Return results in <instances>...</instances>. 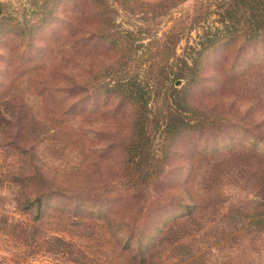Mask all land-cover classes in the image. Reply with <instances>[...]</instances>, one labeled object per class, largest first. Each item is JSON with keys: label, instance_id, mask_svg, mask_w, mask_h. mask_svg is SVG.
I'll use <instances>...</instances> for the list:
<instances>
[{"label": "rangeland", "instance_id": "rangeland-1", "mask_svg": "<svg viewBox=\"0 0 264 264\" xmlns=\"http://www.w3.org/2000/svg\"><path fill=\"white\" fill-rule=\"evenodd\" d=\"M160 1L109 0L114 28L132 34L141 67L131 69L143 81L150 61H176L160 51L175 18L195 3L164 13ZM0 8V264H130L106 224L129 218L126 196L111 197L126 194L122 153L108 146L130 132V108L115 112L116 97L66 101L55 91L84 81L120 49L96 37L101 26L89 0H0ZM187 32L176 54L195 42L197 30ZM92 33L96 45L85 46L81 36ZM200 73L190 94L196 129L175 136L152 185L144 229L184 220L188 205L198 213L185 239L162 246L155 264H264V36L218 47ZM78 100L97 104L95 112L63 115ZM52 119L61 131H53ZM29 165L44 173L34 185L17 177ZM30 192L47 193L26 208Z\"/></svg>", "mask_w": 264, "mask_h": 264}, {"label": "trees", "instance_id": "trees-1", "mask_svg": "<svg viewBox=\"0 0 264 264\" xmlns=\"http://www.w3.org/2000/svg\"><path fill=\"white\" fill-rule=\"evenodd\" d=\"M186 1L188 0H161L156 4L164 6V13H167ZM89 2L97 19L95 21L101 26L99 32H96V37L99 36L113 48L120 49V55L101 68L92 67L84 81L67 88H56L55 91L62 92L66 101L81 94L90 97L104 95L108 99L116 97L119 103L113 109L115 112L126 106L130 108V132L108 146L122 153L120 187L126 194L117 192V195L111 197L117 201L125 198L128 200L129 218L119 221L107 220L106 224L116 245L122 246V252L132 259L130 264H155L158 258L160 260L162 246L167 243L176 246L185 239L189 231L188 224L198 213V207L188 205L191 211L184 220L177 216L172 222L156 226L150 224L144 229L146 218L149 217L145 215L148 211L147 204L150 203V191L154 182L165 171L169 149L175 136L196 129L197 120L192 116L194 105L190 94L192 87L198 85L202 79L201 64L208 53L220 46L238 44L241 40L249 43L264 36V0H195L190 11L175 18L174 25L166 33L164 48L160 51L165 57H175L176 61L172 64L150 61L145 70L146 81L141 80L138 73L131 69L135 67L134 69L138 70L141 67L132 56V34L114 28L115 21L110 16L112 8L109 0ZM213 6L216 9L212 10ZM1 13L0 8V16ZM212 15L216 16L214 20ZM38 26L36 24L35 28ZM193 30H197L195 42H188L184 54H176V46L184 38L185 31ZM94 38L92 33L83 35L80 39L86 46L95 44ZM168 39L171 43H168ZM134 63L135 66H131ZM177 84L181 86L178 87ZM84 101L73 102L62 112L63 115L71 117L87 111L90 114L95 112L97 104L87 106ZM52 120H55V124L51 122L55 127L53 131H61L63 127L60 121ZM3 121H6L5 118ZM88 133L95 132L84 131L85 135ZM99 137V134H95L94 140H99ZM77 141L75 138L74 143ZM19 148L23 146L19 144ZM100 149L101 152H107V147ZM43 174L41 168H30L29 165V168L17 177L33 184V181L40 182L44 178ZM46 193L36 192L33 196L30 192L24 196L22 205L26 208L39 205ZM260 196L264 201V182L261 184Z\"/></svg>", "mask_w": 264, "mask_h": 264}]
</instances>
